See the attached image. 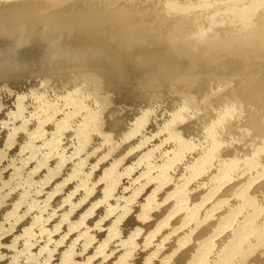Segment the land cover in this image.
Returning <instances> with one entry per match:
<instances>
[{"label": "bare ground", "instance_id": "bare-ground-1", "mask_svg": "<svg viewBox=\"0 0 264 264\" xmlns=\"http://www.w3.org/2000/svg\"><path fill=\"white\" fill-rule=\"evenodd\" d=\"M24 69L26 71L8 75L12 71ZM69 71L74 72L81 80L88 82L90 86L98 87L104 93L110 94L111 103L109 105V113L106 114L105 130L110 131L109 136L111 134L117 136L121 133L119 137H126L125 140H130L131 137L136 136L139 133L137 129L141 128L139 126L136 127L137 125H131L130 121L132 120L129 118L140 113L137 110V107L139 109L140 106L132 109L133 105L129 106L128 102L130 103V101L127 98V102L125 97H129V95L136 96V101L140 98L141 103L142 99L146 102L150 101L151 98L154 100V97L158 99L157 95L160 92L155 96H152V94H156L158 90L161 91L163 88H169V90L171 88V91L174 89L181 90L177 91V94H180L178 98L183 93L188 98L182 95L183 98L187 99L183 103L184 111L181 110L182 112L177 113L178 109L180 111V107L176 108L177 112H174L176 114L171 119L168 118L170 121L166 122L168 124L162 130L167 131L166 134L169 135V139L173 142L172 153H174L175 159L169 162L171 166L177 163L181 164L183 159H186L184 158L185 153L189 152L190 149H192L190 152H195L194 146H191L194 144H189L193 141L187 142L188 139L182 138L180 132L175 130L177 125H182L184 134L191 135L194 132L192 127L195 125V121L197 123L195 126H200L201 120L199 122L194 120V122L184 125L185 118L182 113L189 111L188 105H202L203 108H198V112H203L202 118L204 121L207 118L205 122H208L211 119L210 117L213 116L211 113L214 111L210 112L212 107H208L207 109L210 110L206 112L205 108L207 106H211V104L213 106V104L215 105L217 102L224 100L227 103L229 102L228 105L227 103L224 104L226 108H231L227 109L228 111L226 112L220 107L213 109L216 110V114L222 111V116H219L216 122L213 121L215 120L214 117L211 120V124L208 122L209 124L206 125L204 121H201V131L204 130V126L210 127L208 132L205 133L206 135H203L205 143L208 144L211 141V147L204 154H202L204 151L200 154V151L204 149L201 148L206 145L199 146L202 144L199 141L198 146L201 150L198 151L199 153L196 152L197 157L195 159L190 158L188 162L186 161L187 163H184L188 166V170L191 167L193 169L200 166L204 168L202 171H205L213 159L224 157L218 162L221 168L219 171L217 169L221 179L217 181L216 175L217 182L214 179V181L208 182L209 184H205V182L194 183V192L193 190L190 191L189 188L191 187L187 185L186 188L190 191L187 198L188 202L196 200L195 198H205L210 188H216V190H220L217 188H223L222 184H227L233 176H231V169L235 167L234 164L238 161L240 163L241 159H247L246 162L243 159V162L247 163L251 170H253L252 168L256 169V166L258 169L263 160L259 159L258 156L260 152L263 151L264 153V0H0V85H3L0 89L13 83L20 84L19 82H22L26 84L29 80L33 82L38 79L39 86H36V89L40 90L52 85V83H48L51 80L50 77H54V81L57 80L58 84L59 81L67 83L72 78L69 75ZM125 85L126 87L123 89ZM10 87L12 89L13 86L11 85ZM197 89L201 92L199 93ZM206 89L209 90L208 93L205 92L207 91ZM5 90L7 91L8 89L5 88ZM114 90L120 91L121 97L120 95L117 97L120 92H117L116 95ZM203 90L205 91L203 92ZM196 91L198 93H195ZM9 92H12V90L7 93ZM32 92L35 94V90ZM138 96L139 98L137 99ZM175 97L176 94L174 93L171 98H173L174 102H178L174 100ZM183 98L180 100L183 101ZM189 99L192 100L189 101ZM233 100L234 102L230 103ZM198 101L199 104H197ZM237 103L245 110L246 117L242 123L237 120L235 125H233L232 122L236 119L235 105ZM142 104L144 103L142 102ZM173 104L171 103L172 107ZM218 106L221 105H215V108ZM159 108L163 107L160 106ZM167 110L169 111V108L165 111ZM143 112L145 114V111ZM160 112L162 111L160 110ZM109 114L110 117L108 119ZM163 115L165 114L159 117L163 118ZM135 117L137 118L138 116ZM128 118L130 120L129 123ZM212 121L215 123L213 124ZM218 129L225 131L229 139L235 141L231 147H223L225 141L217 138ZM201 131H196L195 133H200ZM122 133L125 134V137H122ZM138 138L135 137V139ZM117 139L119 140L120 138ZM254 143L256 144L255 147L250 148ZM245 147H247L246 150L244 149ZM248 150H250V154H247ZM241 166H244V164L242 163ZM240 167L237 168L242 171ZM261 167L264 166L261 165ZM187 168L185 169L186 171ZM165 171H167L166 168ZM177 173L175 175H178ZM255 173L257 175L255 174L256 176L245 184L244 189L233 200L230 197V193L233 192L235 187L238 188L242 182L245 183L246 181L244 182V180H247L245 176L240 174H236V176H240L233 183L232 188L227 189L222 195L218 193L222 196V199L224 198L223 200L221 199L222 201L220 198V202L216 203L211 200L217 195L218 191L216 190V193L210 192L208 196L206 195L207 198L202 202L203 205L213 202V206L208 210L207 220L205 218L197 220L199 219L197 217L199 212L195 216L192 214L193 212H189L193 216H190L192 217L190 221L186 219L187 217H184L183 212L184 216L182 214L176 216L178 210L174 213L172 210L179 207V205H171L170 197L169 199L166 197L169 200V205L167 203V206L163 205L167 201L162 203L163 201L159 200L163 207L158 209L161 204L157 203L153 207L156 210H153V208L148 210L146 207L147 211H144L139 207L138 209L140 210L133 214L131 213L132 216L129 215L130 218L127 216L126 219H122L124 220V223L121 222L123 227H126L128 223V227L133 224L136 234H140L146 228L142 227L144 222H149V219L152 221V219L159 216L163 218L169 216L168 222L172 223L175 221L174 223L176 224H174V227H172L173 224H171L170 228L165 227L168 224L166 221L167 223L164 227L168 228V231L163 227L165 231L162 229L163 232L160 231L157 234L158 238H162L159 235L162 233L172 235V237L156 240L154 247H151L153 240H148L151 246L143 245L145 246L143 248L145 253L141 249L143 246L139 248L142 250L140 253L139 249H137L138 247L136 246V248L133 245L134 243H132L135 249L131 248V245L130 248L127 247V252L123 250L124 248L121 249L123 251L119 252V255L122 258L119 260L116 258L118 262L111 264H264V216L261 214L264 211V195L257 198L259 194H264V179L259 180L254 186L255 180L264 176V168L257 172L255 171ZM242 174L244 175V173ZM174 177L179 179V175ZM207 178L205 177V179ZM173 179L171 180L172 182L174 181ZM200 179L202 178L200 177ZM169 183L168 181L167 184ZM176 183L173 182L174 185ZM159 184L161 185V183ZM222 190L219 192H222ZM168 191L170 192L172 189H168ZM153 196L151 197L153 198ZM182 196L183 194H181V198H184ZM161 200L163 199L161 198ZM215 200H218V198ZM155 202L157 200L154 201V204ZM194 207L196 206L194 205ZM180 208L181 205L177 209ZM203 211L206 210L203 208ZM210 219L212 221L206 223ZM158 221L162 223L158 218L157 222L155 220L157 225ZM192 221H195V223ZM191 222L193 224L188 226ZM140 224H142L141 227L143 229L136 227L137 225L140 227ZM157 227L159 228L160 226ZM144 231H148V229ZM124 232L126 234V231ZM130 234H133L132 231ZM143 235L141 234V236ZM152 235L154 233H151ZM99 237L101 236L99 235ZM123 237H126V235ZM125 241L123 240L122 242L124 243ZM159 243L161 245L157 246ZM118 248L116 246L115 251ZM151 248H153V253L150 251ZM132 250L135 251L136 255L131 253ZM115 255H117V252ZM132 257L134 259H131ZM113 260L115 261V259Z\"/></svg>", "mask_w": 264, "mask_h": 264}, {"label": "clouds", "instance_id": "clouds-1", "mask_svg": "<svg viewBox=\"0 0 264 264\" xmlns=\"http://www.w3.org/2000/svg\"><path fill=\"white\" fill-rule=\"evenodd\" d=\"M69 75L62 86L50 77L55 90L49 85L35 94H20L12 113L0 120V264H108L114 244L125 248L121 218L131 213L140 185L158 183L175 159L163 147H153L149 154L138 145L117 155L130 140L106 139L110 94L72 71ZM188 108L182 113L184 125L202 119V105ZM235 108L233 125L246 117L239 103ZM175 130L188 139L182 125ZM217 138L225 141V148L235 143L220 129ZM209 147L211 141L203 151ZM172 167L178 169L179 163L169 166V172ZM98 191L100 196L93 199ZM99 233L106 235L99 239Z\"/></svg>", "mask_w": 264, "mask_h": 264}, {"label": "rangeland", "instance_id": "rangeland-1", "mask_svg": "<svg viewBox=\"0 0 264 264\" xmlns=\"http://www.w3.org/2000/svg\"><path fill=\"white\" fill-rule=\"evenodd\" d=\"M26 81V80H25ZM30 81V80H29ZM26 82V84L25 83H22V82H19L20 84H18V83H13V84H15V85H13V84H10L9 86H6V87H2L3 88V90H4V92H2L3 90H2V88L0 89V101H2V104H3V109H4V111L3 112H0V120H3L6 116H8L10 113H12V111L14 110V108L16 107V105H17V101L19 100V98H20V94H23V92L24 93H26V92H32L33 90H39V89H36V86L38 87L39 86V81H38V79H37V81L35 82V81H33V82H35V83H33L32 81H30L31 82V84H30V82ZM51 81V80H50ZM48 82V83H52V81L51 82ZM56 82H57V80H55ZM54 81V82H55ZM64 83V81H62V82H60L59 81V85L60 86H62V84ZM17 84V85H16ZM21 84H23V85H21ZM13 86L12 87V89H11V87L10 86ZM19 85H21V87L20 88H18V86ZM31 85V86H30ZM1 86H3V85H0V87ZM16 86H17V88H16ZM26 86V87H25ZM8 87V88H7ZM53 87V90H55V86H52ZM125 87H126V85L124 86V88L123 89H125ZM216 87V86H215ZM5 88L6 89H8L7 91L5 90ZM10 88V89H9ZM16 88V89H15ZM24 88V89H23ZM29 88H31V89H29ZM34 88V89H33ZM20 89V90H19ZM122 89V90H123ZM11 91L12 90V92H9V93H7L8 91ZM17 90V91H16ZM23 90V91H22ZM172 89L170 88V90H169V88H163L161 91H153V92H156V94L155 93H153L152 94V96L154 95H157V93L158 92H160L158 95H157V97H158V99H155V97H154V100L151 98L150 99V101H144L143 99H142V102L144 103V104H142V102L140 103V98H139V96L137 97V101H136V96H133V95H129V97L127 96V97H125L124 99L127 101V98H128V100L130 101V103L128 102V105L129 106H132V109L134 108V107H137V106H140L139 107V109H138V107H137V110L140 112L138 115H134V116H130L129 118L133 121H130L129 120V118H128V123H129V121L131 122L130 124L131 125H133V126H136V127H141L140 129H137V131H139V133L136 135V136H133V137H139L138 139H133L134 140V142H133V140L132 141H130V143H129V145H139V147H141V149L143 150V151H145V152H149V149H152L153 147H157V148H159V147H163L164 148V153L165 154H168L169 152H172V146H173V142H172V140L171 139H169V135H167L166 133H167V131L165 132V131H162L163 129H164V127H165V125H167L168 123H166L167 121H170L169 119H171V117L172 116H174L176 113H174V112H177V109L180 107V111H179V109H178V112L177 113H179V112H182L181 110H183L184 111V106H183V103H184V101H186L188 98L187 97H185V94L183 93V94H181V97H182V95H184V97L185 98H187V99H185V98H183L184 100L182 101V100H180V99H182L181 97L180 98H178V95H180V94H177L179 91H181V90H179V89H177V90H173V91H171ZM207 90V89H206ZM16 91V92H15ZM178 91V92H177ZM194 91H195V89H194ZM197 91H199V93L201 92L200 90H198L197 89ZM195 92V93H198V92ZM205 90H203V92H204ZM208 91L209 90H207V91H205V92H207L208 93ZM3 93V95H2V93ZM114 92H116L115 94L117 95V92H120V91H116V90H114ZM34 93V92H33ZM176 94V97L175 98H178V99H175L174 98V100H177L178 102H174L173 101V98H171V96H173V94ZM192 93V92H191ZM115 94H114V96H115ZM121 94V92L117 95V97H119V95ZM161 94V95H160ZM5 95H6V97H5ZM160 96V97H159ZM190 96H192L191 94H190ZM201 96H202V93H201ZM2 97V98H1ZM9 97V98H8ZM15 97V98H14ZM17 97V98H16ZM120 97H121V95H120ZM134 99H133V98ZM161 97H163V98H161ZM166 97V98H165ZM188 97H189V95H188ZM4 98V99H3ZM8 98V99H7ZM123 98V97H122ZM121 98V99H122ZM171 98V99H170ZM163 99V100H162ZM168 99H169V101H168ZM170 100H171V102H170ZM180 100V101H179ZM190 100H192V99H189V101ZM126 101H124V102H126ZM182 101V102H181ZM13 102V103H12ZM123 102V103H124ZM170 102V103H169ZM196 102V101H195ZM205 102V101H204ZM220 102V103H219ZM219 102H217V104H215L216 106L217 105H221V106H218L217 108H215V105L213 104V106H212V104H211V106H207L205 109V111L207 112L208 110H210V112H213V113H211L213 116L212 117H210L211 119H209V117H208V122L211 124V120H213V117H214V119L215 120H213V121H215L216 122V119L219 117V116H222V111L220 112V113H218V114H216L215 113V111L216 110H213V109H218L219 107H220V109H222L223 111H228L227 109H231V108H226L225 106L226 105H224L225 103H227V101H219ZM234 102V100L233 101H231L230 103H233ZM8 103V104H7ZM139 103V105H137ZM146 103V104H145ZM148 103V104H147ZM151 103V104H150ZM167 103H169V104H167ZM171 103L173 104V107H174V105H175V107L173 108L172 107V105H171ZM187 103H188V101H187ZM219 103V104H218ZM222 103V104H221ZM229 103V102H228ZM228 103H227V105H228ZM125 104V103H124ZM142 104V105H141ZM153 104V105H152ZM163 104V105H162ZM168 106H167V105ZM194 104H196V103H194ZM197 104H199V101H198V103ZM201 104V103H200ZM127 105V106H128ZM145 105V106H144ZM223 105V106H222ZM10 106V107H9ZM160 106H162L163 108H159ZM142 107V108H141ZM145 109H144V108ZM149 107H150V110L148 111V109H149ZM157 107V108H156ZM208 107H212V108H210V109H207ZM221 107H224V108H221ZM8 108V109H7ZM152 108V109H151ZM154 108H156V109H154ZM167 108H169V111L167 110V111H165ZM177 108V109H176ZM183 108V109H182ZM140 109H142V110H140ZM144 109V110H143ZM174 109V110H173ZM9 110V111H8ZM148 112H147V111ZM160 110L162 111V112H160ZM171 110V111H170ZM143 111H145V114H144V112ZM151 111V112H150ZM152 111H154V112H156V113H152ZM141 112H143V113H141ZM146 112H147V114H146ZM159 112V113H158ZM169 112H170V114H169ZM172 113V114H171ZM142 114H144V115H142ZM161 114V115H160ZM162 114H165V115H163V118H161L162 117ZM4 115V116H3ZM152 116V118H150V116ZM154 115V116H153ZM135 116H138L137 118L135 117ZM144 116V117H143ZM159 116H161V117H159ZM167 116V117H166ZM135 117V118H134ZM149 117V118H148ZM147 118V119H146ZM158 118H160L159 120H157ZM165 118V119H164ZM169 118V119H168ZM206 118V117H205ZM146 119V120H145ZM149 119V120H148ZM164 119V120H163ZM202 122L204 121L203 120V118L202 119H200ZM206 120H207V118H206ZM205 120V121H206ZM141 123H140V122ZM150 121H151V123H150ZM165 121V122H164ZM201 121H200V126L202 127V125H201ZM204 121V123H206V125L207 124H209L208 122H205ZM212 121V123L214 124L215 122H213ZM162 122H164V123H162ZM198 122H199V120H198ZM144 126H143V125ZM198 124V125H199ZM203 124V123H202ZM142 125V126H141ZM195 125H197V123H196V121H195ZM193 126L192 127V131H194L193 133H191V135L189 134V135H186V136H188L189 138H188V140H187V142H190V141H193V140H195L196 142L195 143H193V142H190L189 144L191 145L192 143L194 144V145H191L192 147H193V149H195V155H193L194 153L191 151L190 152V150H192V149H190L189 150V152H187L188 153V156H190V157H188L187 156V160L186 159H183V162L181 163L182 165H183V169L181 168V164L179 163V168L177 169L176 167H173L172 168V170H171V172H167L168 171V167L169 166H171L170 164L168 165V166H166L165 168L167 169V171H165V169L163 170V172L162 173H164V174H162L161 176H159V178L157 177V181H159L158 183H155V184H151V185H149V186H145V185H143V184H141L140 185V187H139V190L137 191V199H136V201H135V205L133 204V206H132V208L133 209H131V213L133 214L134 212H136V211H138V210H146L147 211V209L149 210V209H151V208H153V207H155V205H157V203L159 204H161V206L160 207H158V209L159 208H161V207H163L162 206V203H165L166 201V203L165 204H163L164 206H167V205H169V200H171L170 201V204L171 205H175V204H177V206L179 205V207H180V205H181V208L180 209H177V208H179V207H176V209H173L172 210V212L174 213V212H176L177 210V214H176V216H180V214H182V216H184L186 219H188L189 221H190V219L193 217L192 216V214L195 216V215H197V213L199 212V215H201V213H202V215L199 217V215H197V217L199 218V219H197V220H203L204 218L207 220L208 219V210L213 206L212 205V201H214L215 203L216 202H220V200L222 199V194H223V192H226V190L227 189H230V188H232L231 186L233 185V183H235L236 182V180H237V178H238V176H245V178H247V180H244V182L245 183H241L239 186H238V188L237 187H235L234 189H233V192H231V193H233L232 194V196H231V193H230V197H231V199L233 200V198L234 197H236L237 195H239V193L241 192V190L242 189H244V187L246 186L245 184H247V182L248 181H250V180H252L256 175H257V173H255V171L257 172L258 170H260V169H262V168H264V167H261V165L262 166H264V153H263V151L262 152H260V154H262V155H260L259 154V156H258V158L259 159H263L262 161H261V163H260V165L258 166V169H257V166H256V169L255 168H252L253 170H255V171H253V170H251V168H249L248 166H247V163H244V162H246L247 161V159L245 160L244 158V162H243V159H241V161H240V163H239V161L238 162H236V164H234V166L235 167H233V169H231L232 171H231V176L232 177H234V178H232L231 177V179H230V181L227 183V184H222V186H223V190L221 189V188H217V189H220V190H216V188H210L209 190H208V192L206 193V195L208 196V194L211 192V193H216V191H218L217 192V195L216 196H214L211 200V202L212 203H208V204H204L203 205V201H205L206 199L205 198H207L206 197V195H205V198H195L196 200H192L193 201V204H192V201H190V202H188V200H187V198H188V196H189V192L190 191H192L193 190V192L195 191V189H194V185L195 184H197L198 182L200 183V182H205V184L206 183H210V182H212V181H214V179H215V181H216V178H217V181H220V179H221V176H220V173L218 172L219 171V169L221 168V165L218 163V162H220V159L222 158H224V157H221L220 159L217 157L216 159H213V163L211 162L210 164H209V166H207L206 168H207V170H205V171H207V172H205V171H202V170H204V168H202V167H194L193 169H192V167L188 170V166L186 165V164H184V163H187L188 162V160L191 158V159H195V157H197V154H196V152H198V149L199 150H201V149H203L204 147H202V146H204V145H207V143H202V144H200L199 145V143L201 142L200 141V137H201V135H206L205 133L206 132H208V130L210 129V127L209 126H204L203 128H204V130H203V128H202V130L203 131H201V127L200 126ZM204 125V124H203ZM212 126V125H211ZM153 127V128H152ZM194 127H195V129H194ZM199 129H198V128ZM197 129V130H196ZM107 130V129H106ZM105 130V131H106ZM142 130V131H141ZM147 130V131H146ZM201 131L200 133L199 132H197V133H195L196 131ZM144 131V132H143ZM159 131V132H158ZM156 132V133H155ZM108 133H110V131L108 132ZM150 133V134H149ZM6 134V133H5ZM4 134V135H5ZM121 134V133H120ZM120 134H118L117 136L115 135H112L111 134V136H114V137H116V139L117 138H120L121 139V137H119V135ZM141 134V135H140ZM165 134V135H164ZM193 134H195V135H193ZM122 137H125L124 135V133H122ZM146 135V136H145ZM166 135H167V137H168V139H166L167 137H166ZM204 135H203V137H204ZM111 136H109V139L111 138ZM143 136V137H142ZM166 138H165V137ZM22 137L23 136H21V140H23L22 139ZM149 137H152V139H151V142L150 143H148V139H149ZM191 137H193L192 139H191ZM108 137H106V139H107ZM126 138V137H125ZM125 138H123L124 140H125ZM143 138V139H142ZM195 138V139H194ZM3 139V138H2ZM2 139L0 138V147H2L3 146V144L2 143H4V139H3V141H2ZM94 139H96L97 140V138H94ZM128 139H130V138H128ZM131 139H132V137H131ZM130 139V140H131ZM140 139H141V141H140ZM118 140V139H117ZM138 142H137V141ZM156 140V141H155ZM136 141V142H135ZM200 141V142H199ZM10 142V141H9ZM133 142V143H132ZM141 144H140V143ZM199 142V143H198ZM136 143V144H135ZM139 143V144H138ZM145 143H147V147H144V145H145ZM160 143V144H159ZM162 143V144H161ZM164 143V144H163ZM197 143V144H196ZM143 144V145H142ZM172 144V145H171ZM197 146H196V145ZM129 145H128V147H127V144H126V148H125V146H124V148L123 149H121V152L120 153H118L119 155H121V153L123 154V152L124 151H126L127 150V148H129ZM164 145V146H163ZM201 146L202 148L200 149V147L199 146ZM237 145H238V143L236 144V147H237ZM255 143L254 144H252L251 145V147L250 148H252V147H255ZM130 146V147H131ZM145 148V149H144ZM260 148V147H259ZM18 149V148H17ZM17 149H14L13 150V153L12 154H14V151H17ZM245 150L247 149V147H245L244 148ZM166 150V151H165ZM253 150H254V148H253ZM249 152H247V154H250V150H248ZM168 152V153H167ZM203 152V150L202 151H200V154ZM190 153V154H189ZM191 153H193V154H191ZM199 153V152H198ZM205 152H203L202 154H204ZM149 154H151L150 152H149ZM137 155H140V153H137ZM244 156V155H243ZM135 157H133V158H130L129 159V161L128 162H126V163H131L132 162V159H134ZM184 158H185V156H184ZM219 159V160H218ZM216 160H218V161H216ZM187 161V162H186ZM244 164V166H246V167H244V166H241V164L242 163ZM218 163V164H217ZM238 163V164H237ZM246 164V165H245ZM186 166V168H187V171L185 170L186 168H185V166ZM237 165V166H236ZM106 166V165H105ZM241 166V167H240ZM103 167V166H102ZM218 167V168H217ZM237 167H240V169H242V171L241 170H239V168H237ZM244 167V168H243ZM255 167V166H254ZM261 167V168H260ZM201 168V169H200ZM205 168V169H206ZM210 168V169H209ZM214 168V169H213ZM245 168H247V169H245ZM193 171H192V170ZM199 171H198V170ZM217 169H218V171H217ZM182 172H181V171ZM209 170V171H208ZM172 171H174V172H172ZM178 173H177V172ZM190 171H192V172H190ZM201 171H202V173H201ZM238 171H240V173H238ZM166 172H167V174H166ZM189 172H190V174H189ZM219 174H218V173ZM234 172H235V174H234ZM178 174L179 175V179H180V181L178 182V178H176L175 179V177L174 176H178V175H175V174ZM191 173H193L192 175H191ZM197 173V174H196ZM242 173H244V175L242 174ZM99 172L97 173V176H99ZM169 174V175H168ZM171 174V175H170ZM172 174H173V176H172ZM200 174V175H199ZM213 174V175H212ZM236 174H240V175H237L236 176ZM256 174V175H255ZM166 175V177L167 176H169V177H164ZM187 175V176H186ZM205 175V176H204ZM209 175V176H208ZM212 175V176H211ZM217 175V176H216ZM235 175V176H234ZM6 176H7V174H6ZM189 176V177H188ZM194 176H196V178H194ZM203 176H204V178H203ZM210 176H211V178H210ZM215 176H216V178H215ZM173 177H174V179H173ZM199 177V178H198ZM200 177L202 178V179H200ZM205 177L207 178V177H209V178H207V179H205ZM236 177V178H235ZM170 178V179H169ZM191 178V179H190ZM213 178V179H212ZM240 178V177H239ZM162 179V180H161ZM174 180L173 182L174 183H176V185H174L173 184V182L171 181V180ZM182 179V180H181ZM185 179V180H184ZM198 179V180H197ZM207 181H205V180ZM212 179V180H211ZM264 179V176H262V177H260L259 179H257V180H255V183H254V186H256V184L259 182V180L261 181V180H263ZM176 180V181H175ZM195 180V181H194ZM211 180V181H210ZM170 182L169 184H167V182ZM185 181V182H184ZM188 182V184H186L187 182ZM192 181V182H191ZM216 181V182H217ZM183 182V183H182ZM159 183H161V185L159 184ZM172 183V184H171ZM185 183V184H184ZM195 183V184H194ZM208 183V184H209ZM156 184H159V185H156ZM163 184H165V185H163ZM179 184V185H178ZM180 184H182V185H180ZM194 184V185H193ZM169 185V186H168ZM187 185H188V187H191V188H189V190L186 188L187 187ZM244 185V186H243ZM181 186V188H179V187ZM192 186H193V188H192ZM243 188H242V187ZM70 188L72 187L71 185L69 186ZM102 187V186H101ZM151 189H150V188ZM156 187H158L157 189H156ZM160 187V188H159ZM164 187V189H162ZM174 187H175V189H174ZM176 187H178L179 188V190H178V188L176 189ZM69 188V189H70ZM186 188V189H185ZM155 189V190H154ZM159 189V190H158ZM168 189L170 190V189H172V191H168ZM212 189V190H211ZM237 189V190H236ZM240 189V190H239ZM152 190H154V191H152ZM162 190V191H161ZM165 190V191H164ZM175 190V191H174ZM181 190H182V192H181ZM216 190V191H215ZM222 190V192H219V191H221ZM239 190V191H238ZM161 191V192H160ZM163 191H164V193H163ZM174 191V192H173ZM186 191H187V193H186ZM213 191V192H212ZM236 193H235V192ZM147 192V193H146ZM154 192H156V193H154ZM168 192V193H167ZM152 193H154V194H152ZM160 193V194H159ZM163 193V194H162ZM170 193V194H169ZM172 193V194H171ZM176 193V194H175ZM177 193H178V195H177ZM184 193H185V195H184ZM218 193H220V194H218ZM143 194V195H142ZM150 194H151V196H153V198L150 196ZM167 194H169V195H166ZM177 196L176 198H175V195ZM181 194H183V196L182 197H184V198H181ZM225 194V193H224ZM97 195L98 196H96V197H94L93 199H95V198H98L99 196H100V192L98 191L97 192ZM147 195V196H146ZM165 195V196H164ZM187 195V196H186ZM229 195V194H228ZM261 195H264V194H259V196L257 197V198H260L261 197ZM143 196V197H142ZM156 196V197H155ZM162 196V197H161ZM165 198H164V197ZM171 196H172V199H171ZM219 196H221V197H219ZM224 196V195H223ZM166 197H168V199H169V197H170V199L168 200V199H166ZM181 199H180V198ZM186 197V198H185ZM215 197H217L218 198V200H215V199H217V198H215ZM225 197V196H224ZM264 197V196H263ZM140 198V199H139ZM155 198H156V200H157V202H155V204H154V201H156L155 200ZM160 198V199H159ZM161 198L163 199V200H161ZM174 198V199H173ZM210 198V197H209ZM219 198H220V200H219ZM257 198H255V200H257ZM59 199V198H58ZM176 199V200H175ZM182 199H185V200H182ZM224 199V198H223ZM222 199V200H223ZM231 199H229V200H231ZM150 200V201H149ZM154 200V201H153ZM162 202H160V201ZM200 200V201H199ZM221 200V201H222ZM152 201V202H151ZM159 201V202H158ZM165 201V202H164ZM175 201V202H174ZM178 201H180V202H178ZM138 202H140V203H138ZM173 202V203H172ZM184 202V203H183ZM146 203H147V205H146ZM148 203H149V205H148ZM168 203V204H167ZM181 203H183V204H181ZM154 204V205H153ZM167 204V205H166ZM138 205H141V206H138ZM184 205V206H183ZM189 205H191V206H189ZM194 205L196 206V207H194ZM199 205V206H198ZM134 206H136V207H134ZM85 207H87V206H85ZM139 207H141L140 209H138ZM146 207H147V209H146ZM183 207V208H182ZM189 207V208H188ZM192 207V208H191ZM200 207V208H199ZM136 208V209H135ZM193 208H195V209H193ZM203 208H204V210H206V211H203ZM206 208V209H205ZM182 209V210H181ZM199 211H198V210ZM202 211H201V210ZM83 210V209H82ZM81 210V211H82ZM134 210V211H133ZM153 210H156L155 208H153ZM181 210V211H180ZM187 210H189V211H187ZM100 212H102L103 211V209H101V210H99ZM133 211V212H132ZM201 211V212H200ZM233 211H235V210H233ZM179 212H181V213H179ZM184 213V215H183V213ZM189 212H193L192 214L191 213H189ZM128 214V215H126V218H127V216H132V214ZM186 213V214H185ZM194 213H196V214H194ZM261 214H262V216H264V211L263 212H261ZM260 214V215H261ZM79 215V213H77V216ZM117 215H119V213L117 214ZM130 216L128 217V218H130ZM190 216H192V217H190ZM162 216H159V217H157V218H155V219H152V221H151V219H149L148 221L149 222H144L143 224L145 225H142V224H140V227L137 225L136 227H138V228H140V229H143L142 227H146V228H144V230H147L148 229V231H141L142 233H140V234H136V230H135V228H134V225L133 224H131V226L130 227H132V225H133V229L132 228H130V227H128V225H129V223L127 224V226L126 227H123V224L121 223L120 224V229L124 232V231H126V234H125V232H124V235L123 236H125L126 235V237L128 238H126V237H123V240H126L125 242H124V245H125V248L127 249V247H131V248H134L135 249V247L137 248V249H139V248H141V246H143V245H145V246H148L149 245V243H150V241H152L151 243H153V245L151 246V245H149V246H151V247H154V243L156 244V240H162V239H166V237L167 238H170V237H172V235H165V234H159L162 238H158V234L157 233H159L160 231H162V229H163V231H165L164 230V228L165 227H169L170 228V226H171V224H173L172 225V227H174V224H176V223H174L175 221H173L172 223L171 222H168L169 220H168V218H169V216L168 217H162ZM201 217H203V218H201ZM76 217H74V219H75ZM126 218H124V219H126ZM158 218H159V220L162 222V223H160L159 221V223H158V225L156 224V222H157V220H158ZM116 219V217H113V220H115ZM123 219V217L121 218V220ZM162 219V220H161ZM165 219V220H164ZM154 220V221H153ZM155 220H156V222H155ZM91 221V220H90ZM168 222V224H166L167 222ZM210 221H212V219H210L209 221H207L206 223H208V222H210ZM122 222L124 223V220H122ZM153 222H155L154 224H156V225H154L153 224ZM165 222V223H164ZM193 223H195V221H192ZM189 223L188 224V226L189 225H191V224H193V223ZM27 223V222H26ZM92 224L93 223V221L92 222H89V224ZM90 224V225H91ZM165 224H166V226H165ZM141 225H142V227H141ZM147 225H149V226H147ZM157 226H160L159 228L157 227ZM165 226V227H164ZM149 227V228H148ZM153 227V228H152ZM157 227V228H156ZM164 227V228H163ZM171 227V228H172ZM129 228H130V230H129ZM152 228V229H151ZM179 228V227H178ZM128 229V230H127ZM154 229H158L157 231L156 230H154ZM166 229V228H165ZM120 230V231H121ZM167 231H168V228L166 229ZM18 231H19V229H18ZM131 231H132V233L133 234H130L131 233ZM152 231V232H151ZM156 231V232H155ZM162 231V232H163ZM167 231H166V233H167ZM122 232V233H123ZM130 232V233H129ZM148 232V234L146 235V233ZM151 233L153 234L154 233V235H152L151 236ZM156 233V234H155ZM141 234L144 236H141ZM169 234V233H168ZM99 235L101 236V237H99ZM106 235V233H99L98 234V238H100V239H103L104 238V236ZM131 235V236H130ZM135 237H134V236ZM137 235H138V237H137ZM133 236V237H132ZM148 236H149V238H148ZM153 236H154V238H153ZM169 236V237H168ZM133 238V239H131V238ZM146 237H147V239H146ZM124 238H126V239H124ZM135 238V239H134ZM156 238V239H155ZM9 240H10V238H8ZM139 239V240H138ZM132 240V241H131ZM134 240H136V241H134ZM137 240H138V242H137ZM141 240H142V242H141ZM148 240H150V241H148ZM8 242V240H6L5 241V243H7ZM127 242V243H126ZM135 242H137L136 244H135ZM141 244H140V243ZM148 242V243H147ZM132 243H134L133 245L135 246V247H133V245H132ZM139 243V244H138ZM142 243H144V244H142ZM126 244H127V246H126ZM131 245V246H130ZM158 245H161L160 243L159 244H157V246ZM145 246H143L141 249H143V248H145ZM157 246H155V247H157ZM115 244L113 245V249H111V251L114 253V255L116 254V252H117V255H113L112 257H114L113 259H115V261L111 258L109 261L110 262H108L109 264H111V263H117L118 261H117V259L119 260L120 258H122V257H120V255H119V252H121V251H123V250H125V248L123 249V248H118L117 250H119V251H115ZM121 249H123V250H121ZM152 249L153 248H151V250L150 249H148V250H150L151 251V253H153V251H152ZM114 250V251H113ZM144 250L145 249H143V251L142 250H140L139 249V252L141 253V251L142 252H144ZM138 251V250H137ZM136 251V252H137ZM150 251H147V252H150ZM139 252H137V253H139ZM131 253H135V251L134 250H132V252ZM145 253V252H144ZM121 254V253H120ZM125 254V253H124ZM122 255H123V253H122ZM121 255V256H122ZM134 255H136V253L134 254ZM145 255H147V254H145ZM150 255V254H149ZM117 258V259H116ZM111 261H114V262H111ZM117 261V262H116Z\"/></svg>", "mask_w": 264, "mask_h": 264}]
</instances>
